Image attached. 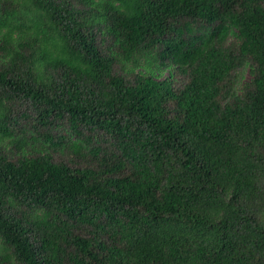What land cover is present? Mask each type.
<instances>
[{"label": "trees", "instance_id": "16d2710c", "mask_svg": "<svg viewBox=\"0 0 264 264\" xmlns=\"http://www.w3.org/2000/svg\"><path fill=\"white\" fill-rule=\"evenodd\" d=\"M0 264H264V0H0Z\"/></svg>", "mask_w": 264, "mask_h": 264}]
</instances>
